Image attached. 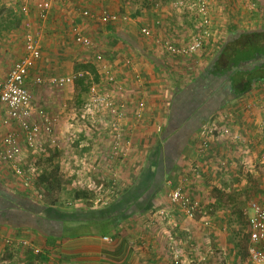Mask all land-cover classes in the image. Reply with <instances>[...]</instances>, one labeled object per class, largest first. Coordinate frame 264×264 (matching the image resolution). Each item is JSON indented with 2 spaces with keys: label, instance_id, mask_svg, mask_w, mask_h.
Wrapping results in <instances>:
<instances>
[{
  "label": "crops",
  "instance_id": "0c3cea01",
  "mask_svg": "<svg viewBox=\"0 0 264 264\" xmlns=\"http://www.w3.org/2000/svg\"><path fill=\"white\" fill-rule=\"evenodd\" d=\"M70 1L68 4L64 1L60 4V8L63 9H60L59 16L56 14L57 17L52 19L49 15L48 19L41 23L44 25L48 22L45 29L41 28L39 32V35L44 34L45 44L41 46V59L30 71L26 87L30 84L35 86L33 81L36 78L34 77L36 71L44 73L46 70L63 68L64 59L59 52L61 49L58 48L60 45L58 39L62 40L63 37V30L59 25H63L64 19L72 17L74 25H78L76 23L79 19L86 20L85 28L92 32L93 23H100L95 19L100 9L119 15L121 11L127 9L129 3L136 5L134 0ZM184 1L155 0L152 5L148 4V8L139 7L134 21L131 20L127 22L128 24L119 23L122 24L120 26L111 25L106 32V35L116 43L114 49H109L111 53L119 56L124 52L128 57L132 56L130 63L135 64L128 69L119 65L116 70L121 78L119 83L122 81L123 84L126 108L136 109L141 101L144 104L146 112L141 119V126L132 127L133 130H138L135 134L144 136L149 133L148 129L158 126L161 128V125L163 135L166 136L189 134L186 145L177 149L180 152H177L174 158L175 174L169 175L167 186L155 196L151 209L128 216L112 234L103 237L82 236L65 241L56 240V248L48 253L45 264H248L247 219L251 214L249 207L251 203L264 199V83L253 84L241 97L227 95L218 100L210 97L214 94H223L232 83L227 80L229 76L221 80L213 78L209 75L208 69L218 48L228 36L229 28L235 26L245 31L264 25L259 20L257 9L244 10L243 14L240 12L236 14L234 8L236 5L237 8H243V3L234 0H212L209 16L214 24V30L210 33L208 45L210 47L207 46L204 50L207 57L199 60L200 69L185 75L189 66L180 63L177 65L171 57L164 56L163 47L155 42L158 39L161 41L170 39L182 45L190 42L189 32L196 24L198 25L196 17L188 19L185 15L182 16V13L178 14L180 11L169 12L173 10L172 8L179 9V5L182 6ZM229 2L231 5L228 6L233 10L230 16L227 14L225 15L227 17H224L221 11H225ZM83 11L90 12L94 18L82 17ZM31 12L36 18L35 10ZM32 13L29 14V18L32 17ZM16 16L24 19L19 12ZM140 25V29L147 28L151 31L152 38H138L135 35L140 31L136 28ZM57 60H61L62 63ZM115 64L112 68L117 67ZM168 71L174 72L175 80L165 78V72ZM134 76L140 80L135 81ZM207 81L214 82V85H204ZM197 84L200 90L205 91L204 99L202 104L192 109L195 111L203 105L200 112L205 114L206 118H210L207 125L211 124L217 130L208 150H201L198 142L194 143L195 133L188 132L192 125V118L189 117L193 111H184L189 97L195 91L193 86ZM165 87L168 88L167 92L163 91ZM53 100L45 98L41 100V104H45L46 107L50 104L55 105ZM56 104L55 108L59 110V102ZM3 117L6 118V110L0 104V138L8 131H13L10 130L9 124L3 126ZM133 120L139 123L136 118L125 120L123 125L125 135L133 133L127 127ZM223 131H227V134ZM240 140L246 141L245 144L240 145ZM141 141L143 142V139ZM142 142L140 146L135 147L150 149L151 145H144ZM139 150L143 151L141 148ZM4 167L0 165L1 182L6 179L2 171ZM258 184L262 197L257 193ZM177 188L199 203V211L193 220L188 219L181 210L171 204L170 193ZM241 198L250 202L244 204ZM12 232L14 231L8 226L0 224L1 237H8ZM105 237L112 241H103ZM119 242H123V245L121 253L117 255L116 248ZM261 246L264 247V242Z\"/></svg>",
  "mask_w": 264,
  "mask_h": 264
},
{
  "label": "rangeland",
  "instance_id": "374dc122",
  "mask_svg": "<svg viewBox=\"0 0 264 264\" xmlns=\"http://www.w3.org/2000/svg\"><path fill=\"white\" fill-rule=\"evenodd\" d=\"M30 1L32 6L31 11H33L34 4L39 0ZM63 1L67 4L71 2L70 0L53 1L52 10L50 12L52 19L55 16L57 17L56 14L59 16L60 9H63L60 8V4H62ZM134 1L136 2V5L135 3H129L126 6L127 9L125 8V11L119 13V15L128 18V23L131 22V20H135V13L140 6L148 8V6L152 5L154 2L150 0ZM234 1L243 3L242 6H244L243 8H237L236 5L234 8L236 14L237 12L243 14L244 10L257 9L259 20H261L264 25V0ZM197 3L198 0H185L182 6L179 5V9L172 8L173 10L169 11L171 13L180 11L178 14L182 13L181 15H185L188 19H194L196 17V20H198V25L196 24V26L189 32V41H192L197 37H202V49L198 53L183 57L169 55L166 52L162 53L164 56L171 57L173 62L177 63V65H179L178 63H180V65H188L189 68L188 71L184 73L185 75H190L200 69L199 60L202 61L207 57V52L204 50L209 45L210 33L214 30V24L210 18V9L206 16L208 18V23L207 25H204L202 24L203 17L197 12ZM17 4V0H0V16L3 15L4 17H7V13L11 12L13 14L15 13V17L20 20V25L17 28L8 31H3L2 27L0 28V82L6 78L13 64L23 54V40L25 34V29L23 27L24 19L16 16L18 13ZM228 5H231L230 2L226 4L227 8L225 11H221L224 17H227L225 16L227 14L230 16L231 11L233 10L232 7ZM248 6L249 8H247ZM76 14H78V12H76ZM9 17L11 19L10 21L15 22L14 18L10 15ZM51 18H49L48 21H50ZM27 21L31 27V31L38 34H40L39 32H41L42 29H45V26L48 23L46 22L42 25L43 23L41 24V22L35 18L33 13L32 17H28ZM73 21L74 19H72V17L66 18L63 20V25H59L63 30L62 40L58 39L60 43L58 48L61 49L59 52L64 59L63 68L58 67L48 71L46 70L44 73L36 71L34 77L39 76L47 79L50 77L76 76V80L82 76V72L78 70L80 66L92 65L96 68L99 76V83L92 84V86H96L100 93L110 92L112 95H115V97L119 96L123 93L124 88H122V81H120L121 84L119 83L121 78H119L116 70L119 65L127 69L131 68L132 65L135 66L134 63H130V58L132 56L128 57L124 52L119 56H114L113 53H111V50H109L114 49V45L116 44L111 40L112 38H110V36L106 35L107 29H109L111 24L93 23L91 26L93 31L89 32V28H85L87 24L86 20L81 19H79L76 24L81 26L84 34L90 39L92 46L89 49H84L79 46L77 47V45L74 44L71 35V29L74 25ZM120 25L122 24H119L118 26ZM136 28L137 30L140 29L141 25ZM204 32L207 34L203 35ZM135 35L138 38H145L141 34V29ZM39 37L40 45L42 46L45 44L44 34L43 36L39 35ZM162 41L168 42L174 46H183L170 39ZM117 49L121 51L119 48ZM207 50L208 49H206V51ZM98 55L102 56L103 66L111 71L117 80V85L120 86L122 90L116 87H111V85L105 81L102 74V68L95 64V58ZM210 57L211 55L208 56V58ZM196 60L199 63L196 62ZM57 62L62 63L61 60H57ZM114 63L117 65L116 68H112L114 67L112 66ZM165 75V78L168 79V77H170V79L172 78L175 80L174 72L168 71L165 72ZM88 77L90 82L93 81L92 74H89ZM134 80L138 81L140 78L134 76ZM74 82L62 89L50 86H33L31 84L27 86L28 92L31 95V104L37 109V112L39 111V113L48 116L59 117L54 132L57 146L54 147L50 145L47 143L46 138H42L36 140L34 148H30L25 140L24 133L19 129L17 124L14 122H8L10 130L12 129L17 137L19 155L16 160V165L21 172L20 174H17L12 169L11 164H8L0 158V165L5 166L2 168V171H4L3 174L6 179L2 182L0 181L1 191L3 193H10L15 199L22 198L25 201L27 200V202L32 205L55 207L66 212L102 209L113 203L121 196V194L128 190L133 185L132 182L139 175L140 171L148 165L147 156L151 153V149H154V147L160 142L164 133L162 125L161 128L158 126L160 128L159 132H157L158 127H155L151 130L148 129L149 133L144 136L137 135L135 132L138 130H133L132 127L139 128L141 126L140 122H142L141 119L146 112L145 108L142 107V115L139 119H137L135 115L139 106L136 107V109L130 110L126 108L124 120L136 118L139 123L134 120L130 121V123L127 122V127L133 131V133L128 135H125L123 128L124 122L126 121L120 125L122 130L121 133L123 134L121 137L123 139L122 143L126 144V142H129L130 145L128 151H115L112 148L114 147L113 142L117 132L114 131V128L109 122L110 117L103 111L98 113L97 110L95 111L90 108L87 102L90 90L87 93H81L75 86ZM163 91L167 92L168 88L165 87ZM45 98L49 100L54 99L55 105L51 106V104H48L49 106L46 107L45 104H41V100ZM124 99H126L125 95ZM56 102H59V110L55 108L57 107ZM63 103L65 104L62 105ZM39 117L36 116L34 118L35 123L40 122ZM6 119L7 118L3 117L2 121ZM145 126L148 128L147 124H145ZM205 127L212 126L211 124H205L203 128ZM202 129L194 135V143L198 142V147L201 145L200 133ZM142 139L143 142L141 141ZM214 139L215 136L213 134L209 145L212 144ZM141 142L144 145H151L150 149L145 150L142 147L140 148L143 149V151H140V148L137 149L135 146H140ZM245 142L244 140H240L239 143L241 145L245 144ZM209 145L206 150H208ZM202 154L204 153L202 152ZM44 172L46 175L49 173L51 176H54L58 181V185L51 184L52 188L50 191H48L46 187L50 185L52 179L49 178L47 182L49 184L45 183L44 185H39L40 177ZM175 172L176 171L171 172L170 175H174ZM167 184L168 181H166L164 187H166ZM259 186L260 185L258 184L257 188H259ZM82 189L89 190L92 197L86 201H73L71 197L72 190ZM257 193L262 197V191L260 188L257 189ZM241 201L244 204L250 202V200L247 201L244 199ZM9 228L14 231L12 232V235L8 237L0 236V264H45L47 256L49 255L48 253L56 248L55 241H48L45 236L35 232L34 228L30 225L17 229H13L12 227ZM6 241H8V243Z\"/></svg>",
  "mask_w": 264,
  "mask_h": 264
},
{
  "label": "trees",
  "instance_id": "16d2710c",
  "mask_svg": "<svg viewBox=\"0 0 264 264\" xmlns=\"http://www.w3.org/2000/svg\"><path fill=\"white\" fill-rule=\"evenodd\" d=\"M7 14V17L3 15L0 17V28L8 31L19 27L20 20L11 12ZM9 15L14 18L15 22L10 21ZM229 30L228 36L218 48L214 61L208 69L209 75L213 78L221 80L229 76L227 80L232 83L227 90L223 88L226 90L222 91L223 94H214L210 97L218 100L227 95L241 97L251 89L253 84L264 83V26L245 31L234 26ZM233 68L237 69L232 73ZM78 70L82 72V76L77 78L74 84L81 93H87L92 84L99 83L96 68L92 65H82ZM89 74L93 76L91 82ZM204 85L213 86L214 82L208 83L207 81ZM193 89L195 91L192 92L184 107L186 112L193 111L192 108L202 104L204 99L205 91L199 89V84L193 86ZM201 106L189 117V119L192 118L193 126H190L188 132H193V134L200 131L210 121V118H206L205 114L200 112ZM188 135L180 134L177 137L162 135L160 142L147 156L148 165L140 171L133 185L113 203L102 209L66 212L55 207L36 206L22 198L15 199L12 194L3 193L0 188V224L13 229L30 225L35 232L45 236L48 241H65L82 236L103 237L112 234L128 216L153 207L155 196L164 189L169 175L174 171V158L176 153L180 152L178 147L182 148L186 145ZM49 178L52 181L46 187L48 191L51 190L52 185H58L54 176L49 173L46 175L44 172L39 183V185L49 184L47 183ZM71 197L73 201H86L92 197V194L86 189L72 190ZM122 245L123 242L117 245V255L121 253Z\"/></svg>",
  "mask_w": 264,
  "mask_h": 264
},
{
  "label": "built area",
  "instance_id": "2783aa9c",
  "mask_svg": "<svg viewBox=\"0 0 264 264\" xmlns=\"http://www.w3.org/2000/svg\"><path fill=\"white\" fill-rule=\"evenodd\" d=\"M212 0H198L197 12L202 18V24L207 25L208 18L207 13L210 9ZM18 12L24 18L23 27L25 29L23 40V54L18 59L11 69L9 70L6 78L0 82V104L6 110V120L2 122L3 126H7L8 122H14L19 129L24 133L25 140L30 148L35 147V142L38 139L46 138L47 143L56 147L57 141L54 137L55 128L59 121L58 116H48L41 114L31 104V97L26 87V81L29 77L30 71L34 68L36 63L41 59V45L39 34L31 31V27L28 23V17L31 12L30 0H17ZM53 0H39L34 4L33 9L38 21L45 22L52 10ZM82 17H93L88 11L81 13ZM100 23L105 24H119L127 23L128 18L123 15H117L110 13L103 9L96 16ZM72 38L74 43L84 49H89L92 46L90 39L82 32V29L78 25L72 27ZM143 37L150 39L152 33L147 28L141 29ZM207 33L204 32L203 35ZM158 45L162 46L164 51L169 55L176 56H188L198 53L202 49V37H197L190 41L187 45L174 46L168 42L161 40L155 41ZM95 64L102 68V74L105 81L111 85L121 89L117 84L116 78L111 71L103 66V58L98 55L95 58ZM76 76L65 77H50L44 79L42 77H36L33 84L36 86H50L54 88H64L65 86L72 84ZM122 90V89H121ZM124 95L121 93L115 97L110 92L100 93L96 86H91L89 91L88 106L93 110H97L98 113L103 111L110 117L111 126L114 131L117 132L114 137L115 151H128L129 142L122 143L121 124L125 121L126 101H124ZM140 104V105H139ZM138 104L135 115L139 119L142 115L143 101ZM39 117V123L34 122L35 117ZM120 129V131H119ZM160 131L158 127L157 132ZM216 127H205L202 129L201 135V150H206L213 134L216 133ZM227 134V131H223ZM19 155V148L17 145V137L13 131H8L2 138H0V158L11 164L12 169L20 174V169L16 165V160ZM264 192V184H263ZM170 202L181 210L184 215L193 220L199 211V203L194 199L183 194L181 189H175L170 193ZM250 216L247 219L248 235H249V247H248V264H264V247L261 244L264 242V199L261 201L253 202L250 205ZM103 241L111 242L110 238H103ZM8 243V241H6Z\"/></svg>",
  "mask_w": 264,
  "mask_h": 264
},
{
  "label": "water",
  "instance_id": "95a60500",
  "mask_svg": "<svg viewBox=\"0 0 264 264\" xmlns=\"http://www.w3.org/2000/svg\"><path fill=\"white\" fill-rule=\"evenodd\" d=\"M237 68H233L232 71H235Z\"/></svg>",
  "mask_w": 264,
  "mask_h": 264
},
{
  "label": "flooded vegetation",
  "instance_id": "af4514ba",
  "mask_svg": "<svg viewBox=\"0 0 264 264\" xmlns=\"http://www.w3.org/2000/svg\"><path fill=\"white\" fill-rule=\"evenodd\" d=\"M172 146H173V143H172Z\"/></svg>",
  "mask_w": 264,
  "mask_h": 264
}]
</instances>
